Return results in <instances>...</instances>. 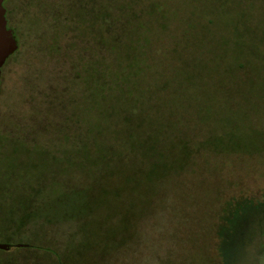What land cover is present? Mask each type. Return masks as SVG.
I'll return each instance as SVG.
<instances>
[{
	"label": "rangeland",
	"instance_id": "obj_1",
	"mask_svg": "<svg viewBox=\"0 0 264 264\" xmlns=\"http://www.w3.org/2000/svg\"><path fill=\"white\" fill-rule=\"evenodd\" d=\"M2 5L0 264H264V0Z\"/></svg>",
	"mask_w": 264,
	"mask_h": 264
},
{
	"label": "water",
	"instance_id": "obj_2",
	"mask_svg": "<svg viewBox=\"0 0 264 264\" xmlns=\"http://www.w3.org/2000/svg\"><path fill=\"white\" fill-rule=\"evenodd\" d=\"M2 2L3 0H0V67L4 60L13 53L17 47L12 31L6 25L5 9ZM9 246V244L0 243V249L7 250Z\"/></svg>",
	"mask_w": 264,
	"mask_h": 264
},
{
	"label": "trees",
	"instance_id": "obj_3",
	"mask_svg": "<svg viewBox=\"0 0 264 264\" xmlns=\"http://www.w3.org/2000/svg\"><path fill=\"white\" fill-rule=\"evenodd\" d=\"M155 162H153V164H154ZM153 168V169H152ZM153 170H155V167H154V165L152 166L151 165V172H153Z\"/></svg>",
	"mask_w": 264,
	"mask_h": 264
},
{
	"label": "flooded vegetation",
	"instance_id": "obj_4",
	"mask_svg": "<svg viewBox=\"0 0 264 264\" xmlns=\"http://www.w3.org/2000/svg\"><path fill=\"white\" fill-rule=\"evenodd\" d=\"M5 19H6V18H5ZM6 25H7V23H6ZM7 27H8V26H7ZM16 44H17V42H16ZM16 49H17V47H16ZM16 49H15V51H16ZM15 51H14V52H15ZM14 52H13V53H14ZM0 68H1V67H0ZM0 77H1V72H0Z\"/></svg>",
	"mask_w": 264,
	"mask_h": 264
}]
</instances>
